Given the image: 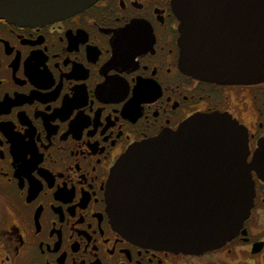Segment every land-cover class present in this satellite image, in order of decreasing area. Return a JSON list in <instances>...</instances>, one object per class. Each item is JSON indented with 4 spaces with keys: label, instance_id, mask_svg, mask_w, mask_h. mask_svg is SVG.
Returning <instances> with one entry per match:
<instances>
[{
    "label": "flooded vegetation",
    "instance_id": "af4514ba",
    "mask_svg": "<svg viewBox=\"0 0 264 264\" xmlns=\"http://www.w3.org/2000/svg\"><path fill=\"white\" fill-rule=\"evenodd\" d=\"M171 0H98L44 25L0 20V264H264V175L239 233L201 254L121 234L107 183L133 145L199 115L245 127L264 165V82L221 84L181 66Z\"/></svg>",
    "mask_w": 264,
    "mask_h": 264
},
{
    "label": "water",
    "instance_id": "95a60500",
    "mask_svg": "<svg viewBox=\"0 0 264 264\" xmlns=\"http://www.w3.org/2000/svg\"><path fill=\"white\" fill-rule=\"evenodd\" d=\"M98 0H0V20L44 25ZM180 21L181 66L221 84L264 82V0H171ZM245 127L225 114L199 115L177 131L130 147L107 183L116 229L144 247L201 254L232 240L255 202Z\"/></svg>",
    "mask_w": 264,
    "mask_h": 264
}]
</instances>
